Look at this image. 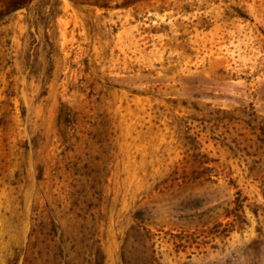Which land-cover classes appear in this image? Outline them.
Listing matches in <instances>:
<instances>
[{
    "label": "rangeland",
    "instance_id": "374dc122",
    "mask_svg": "<svg viewBox=\"0 0 264 264\" xmlns=\"http://www.w3.org/2000/svg\"><path fill=\"white\" fill-rule=\"evenodd\" d=\"M264 0H34L0 17V264H264Z\"/></svg>",
    "mask_w": 264,
    "mask_h": 264
},
{
    "label": "trees",
    "instance_id": "16d2710c",
    "mask_svg": "<svg viewBox=\"0 0 264 264\" xmlns=\"http://www.w3.org/2000/svg\"><path fill=\"white\" fill-rule=\"evenodd\" d=\"M74 2H109V0H73ZM34 0H0V17L10 16L21 9H29ZM264 132V130L262 129Z\"/></svg>",
    "mask_w": 264,
    "mask_h": 264
}]
</instances>
